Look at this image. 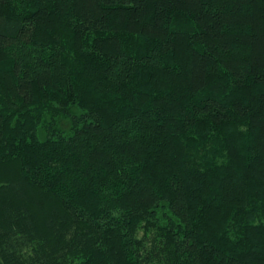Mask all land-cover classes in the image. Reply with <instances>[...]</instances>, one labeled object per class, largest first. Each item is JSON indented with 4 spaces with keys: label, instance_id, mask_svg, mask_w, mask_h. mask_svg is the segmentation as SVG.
Segmentation results:
<instances>
[{
    "label": "trees",
    "instance_id": "obj_1",
    "mask_svg": "<svg viewBox=\"0 0 264 264\" xmlns=\"http://www.w3.org/2000/svg\"><path fill=\"white\" fill-rule=\"evenodd\" d=\"M0 264H264V0H0Z\"/></svg>",
    "mask_w": 264,
    "mask_h": 264
}]
</instances>
